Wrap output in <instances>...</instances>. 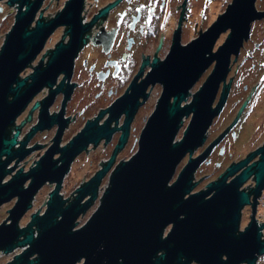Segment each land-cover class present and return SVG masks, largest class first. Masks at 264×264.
I'll use <instances>...</instances> for the list:
<instances>
[{"label":"water","instance_id":"water-1","mask_svg":"<svg viewBox=\"0 0 264 264\" xmlns=\"http://www.w3.org/2000/svg\"><path fill=\"white\" fill-rule=\"evenodd\" d=\"M41 1L8 0L10 5L17 3V11L0 47V206L15 198L0 223V250L6 254L19 249L3 264H189L191 260L201 264H237L246 260L254 264L257 254L264 252L260 232L251 226L239 233L237 230L240 210L249 202L250 193L242 188L243 184L253 177L254 206L264 188V143L253 146L249 154L241 156L248 154L246 157L230 164L217 180L197 188L193 173L220 138L198 157H192V153L205 141L206 130L226 101L228 86L224 83L213 106L229 73L232 54L238 53L248 36L249 24L258 16L255 0H234L206 31L186 45L176 39L163 60H153L144 81L136 84L133 80L123 95L94 119L87 120L82 129L77 128L68 143L61 139L68 120L63 114L70 89L58 114H50L48 107L64 80L71 76L83 30L79 23L82 0H68L54 18L38 19L29 28ZM62 24L69 25L70 41L56 44L46 65L37 60L35 64L39 63L22 75L43 49L49 34ZM228 27L231 31L227 38L220 39L222 46L216 50L217 36ZM45 55L43 52L44 60ZM213 63L208 76L190 94ZM60 72L65 73L64 77L53 88ZM156 82L161 83L162 89L138 134L136 150L114 166L99 204L86 220L78 223L81 214L98 198L103 177L128 139L129 124L141 104L139 97L144 101L146 88ZM44 86L52 88L50 95L32 103L27 119H18ZM42 95L36 98L39 100ZM37 108V122L19 140L20 127L25 120H31ZM107 112L109 115L99 123ZM123 112L125 118L119 125ZM189 116L182 136L177 137ZM16 122L19 125L10 134L9 127ZM55 123L58 129L44 152L38 144L42 139H35L29 144L33 146L26 147L36 132ZM118 130L119 140L111 155L100 156L101 167L91 176H82L77 188H71L72 194L61 191L73 158L91 144L97 146L102 140L108 143ZM37 148L38 155L43 153L31 166L25 169V164L19 165ZM187 154L186 164L176 174ZM230 176L233 177L227 182ZM47 183L53 188L46 207L41 202L42 208L32 210L29 219L21 220L36 192ZM222 254L227 259L220 263Z\"/></svg>","mask_w":264,"mask_h":264},{"label":"flooded vegetation","instance_id":"flooded-vegetation-1","mask_svg":"<svg viewBox=\"0 0 264 264\" xmlns=\"http://www.w3.org/2000/svg\"><path fill=\"white\" fill-rule=\"evenodd\" d=\"M67 1L68 0H42L40 7L36 14H34V19L29 25V28L34 27L38 19L48 21L54 18L65 7ZM233 1L234 0H82L79 23L83 30L81 32L80 45L73 59L71 76L69 79L66 78L64 80L63 86L54 95L53 102L48 107L50 114H58L63 107L66 91L70 89L69 96L64 103L63 117L68 120L62 133V139L66 131L70 129L73 124H79V126L82 127L87 120L94 119L101 110L110 106V104L126 92L133 80H135L136 84L144 81L149 71L152 69L153 60L157 59L156 63L163 60L176 39L180 45H186L206 31L213 21L217 20L220 15H223L227 11ZM0 3H2V5H0L1 11L4 9L5 5L14 7L11 11L13 12L11 28L15 20L14 15L17 11V3L10 5L8 4V0H0ZM253 4L255 13L258 14V16L249 24L248 36L243 39L238 53L232 54L231 56L229 73L226 80L219 88L213 106H215L219 99L224 83L228 86V94L227 98H225L226 101L222 109H220L221 111L213 119L208 130H206L205 141L203 144L196 147L192 153V157H198L206 152V149L214 141L220 138L210 147L209 151H207V156L200 162L195 173H193V181L196 185L210 176V174L205 173L203 177L196 181L197 172L199 169H202V167L214 166L218 170H222L221 172L217 171L215 178L210 177L206 180L207 182L214 181L220 177L230 164L242 160L249 154L238 158V160L237 158H231L233 151H231L229 147L232 146V144L239 145L238 139L241 130L243 129L242 131L244 132V130L247 129V121L249 122L251 113L254 111V108L256 109V104L260 102V96L263 95L264 98V0H255ZM7 10L9 12V9ZM46 12L47 14H45ZM68 27L69 25L67 24L59 25L49 34L40 52L42 55V51L45 50L44 55L46 54L45 56H47L46 60L42 58L39 60V62H43V65H46L49 55L57 46L56 44L60 42L65 44L70 41L71 34L67 32ZM61 30L60 37L55 40L52 47H48V44L53 41L57 32ZM228 31H231L230 27L221 31L219 36H217V40L224 32ZM185 37L190 38V40L183 43ZM220 46L222 45H218L216 50ZM40 53L38 55H40ZM64 74V72H60L57 75L55 84L52 86L53 88L59 86ZM68 84H70L71 87L67 86ZM160 85L161 83L159 82H156L154 85L150 83L146 88V99L143 101V97H139L141 104L137 107L134 117L129 124V135L125 145L131 140L132 133L136 129V121L141 109L146 105V102H148L152 91ZM51 89V87L44 86L37 94H43L38 101L49 96ZM250 104L253 105L252 109L249 111L248 115H246L247 117L243 118L242 116L248 110ZM240 108H242V110ZM25 110L28 111L25 116V119H27L30 111L29 105ZM35 110H37L38 118L39 108ZM34 111L32 112V118L35 117ZM107 116L108 112L99 120V123H102ZM141 117L144 119L145 114L143 116L141 114ZM37 118L36 122L38 120ZM124 118L125 113L123 112L119 117V125L124 121ZM16 125L19 124L16 122L9 127L8 131L10 134L15 131ZM22 126L19 129V140L24 139L30 131L28 129L27 132L22 135ZM57 129L58 123H55L51 128L36 132L33 137H36L39 132L45 131L44 133H48V135L51 133L53 138ZM120 132L121 131L118 130L111 135L112 141L116 137L112 145V151L118 143V135H120ZM52 138H50L51 141L47 145L38 142V144L41 145L39 149L43 148L44 152L45 149L52 144ZM31 139L29 140L31 141ZM29 142L26 147L34 145H29ZM104 144L107 143L104 142ZM60 145L63 144L60 143ZM125 145L123 146L125 147ZM187 156L189 157L188 154ZM229 157V161L225 163L224 161ZM232 177L233 176L228 177L227 182L230 181ZM207 182L204 183L205 186ZM254 184L255 181L253 177H250L242 186V188L246 189L250 194L249 202L244 204L240 210L237 233L249 226L254 229L258 228L260 240L264 242V188L256 198V205L254 206V192H252ZM169 228L168 226L166 231H168ZM226 259V254H222L220 263H222V260ZM189 264L201 263L191 260ZM237 264H250V262L245 260ZM254 264H264V252L257 254Z\"/></svg>","mask_w":264,"mask_h":264},{"label":"rangeland","instance_id":"rangeland-1","mask_svg":"<svg viewBox=\"0 0 264 264\" xmlns=\"http://www.w3.org/2000/svg\"><path fill=\"white\" fill-rule=\"evenodd\" d=\"M0 5H2V3H0ZM14 7L12 6H7L5 5L4 9L1 11L0 9V47L2 44V41L4 40V36L7 33V30H9L11 24H12V20H13V12H11L13 10ZM9 9V12L8 10ZM48 12V11H47ZM47 12L45 14H47ZM61 31H58L56 36L54 37L53 41L48 44V47L53 46V43L55 42L56 39H58L60 37ZM228 36V32H224L222 34V36L216 41L214 48H216L219 44H220V39H225ZM186 41H189V38L185 37ZM45 50L42 51V54ZM42 58V55L40 53V55H38L34 61L32 62V64L30 66H27V68L22 72V75H25L27 72L31 71L33 66L35 65V62L37 60H40ZM47 59V56H46ZM214 66V63L211 64L208 68H206V70L201 74L200 78L197 80V82L194 84V86L190 89V94L194 93L195 87L197 85H199L202 81L205 80V78L208 76V74L210 73V71L212 70V67ZM162 89V85H160L159 87H156L153 91L152 94L150 96V98L148 99V102H146V105L141 109V112L138 115L137 121H136V129L134 130V132L132 133L131 136V140L125 145V147H123L121 149V151L118 152L116 159H115V163L113 164V167L110 169V171L105 175V177H103L101 183H100V187L99 189V195L98 198L92 203V205L87 209L86 212H84L83 214H81V216L78 218V223L84 221L87 219L88 216L91 215V213L94 211V207L97 206L99 204L100 198L104 192V188L107 187L108 185V181L110 177V174L112 172V170L114 169V166H116V164L118 163V161H121L123 159L129 158L131 156V151L136 150V144H138V138L142 128L144 127V123L145 120L147 118V115H150L152 113V111L154 110V106L156 103V100L160 94V91ZM42 95V94H40ZM37 95V96H40ZM37 96L34 97V99L31 101V103L29 104V107H32V103H34L36 100L38 101V98H36ZM191 98V95L188 96V99ZM261 100L260 102H258L256 104V109L254 108V111L251 113V116L249 118V122L247 121V129L244 130V132L241 130L240 132V136H239V141L238 144L239 145H233L229 147V149H231V151H233V155L231 158H239L242 155L248 153L250 151V149L253 146L256 145H261L264 143V98L263 95L260 96ZM187 99V100H188ZM252 104H250V106L248 107V110L243 114V118H246L249 113V111L252 109ZM151 110V111H150ZM27 110H25L19 117L20 118H25L26 114H27ZM145 114L144 119H142L141 117ZM109 115V114H108ZM34 118H32L30 121H25L22 125L23 129H22V135L26 133V129H31L32 127V123L36 122V118H37V110L34 111ZM190 120V116L186 117L184 119L183 125L180 128L179 132H177V137L182 136L183 133V129L185 128V126L188 124V121ZM246 120V119H244ZM77 128L82 129V127L79 126V124H73L72 127H70V129H68L65 133V135L63 136L62 141H67L71 135L76 134L77 133ZM43 132H39V134L36 137H33L31 139V141L29 143H33V141L35 139H42L41 144L47 145L48 143H50L52 138V134L48 133H44ZM116 139V137H115ZM114 139V140H115ZM114 140H110L107 144H104V141H101L97 146H93L91 144V146L88 148V150L81 152L79 155H77L75 158H73V162L70 166V170L67 173V175L65 176V178L63 179V186H62V190L65 193H70L72 194V189H76L77 188V182L82 181V176H91L95 173V171H97L100 167H101V157L104 155H108L111 150H112V145ZM231 144V143H229ZM38 155V149L34 150L33 152H31L23 161L20 162L19 165L25 164V169H27L29 166H31L33 164V160L36 159ZM101 156V157H100ZM230 157L225 160L224 162L227 163V161H229ZM188 160V156L186 155L182 161L179 163L178 167H177V172L180 171V169L186 164ZM223 169V168H222ZM217 171L221 172L222 170H218L217 168H215L214 166H207V167H202V169H199L197 172V180H199L201 177H203L205 175V173L210 174V177H216L217 175ZM218 172V173H219ZM10 175L7 176V178H9ZM207 178V179H208ZM206 179V180H207ZM196 180V181H197ZM203 180L199 183H197V185L195 186V188L200 187V186H204L207 181ZM53 188V184L47 183L44 184L35 194L33 200H32V205L30 207V209L24 214V216L22 217L21 220H26L30 218V215L32 214V210L34 209H39L42 208V203L43 202V207H46V200L49 196L50 190ZM72 188V189H71ZM70 200V199H68ZM67 200V201H68ZM15 202V198H13L12 200H10L9 202H5L0 206V223L2 219H5L8 215V209L12 206V203ZM19 249H16L15 251H13V253H4L0 251V264L5 263L7 261H9V257L13 256L15 253L18 252Z\"/></svg>","mask_w":264,"mask_h":264},{"label":"built area","instance_id":"built-area-1","mask_svg":"<svg viewBox=\"0 0 264 264\" xmlns=\"http://www.w3.org/2000/svg\"><path fill=\"white\" fill-rule=\"evenodd\" d=\"M1 251V250H0ZM1 252H3V251H1Z\"/></svg>","mask_w":264,"mask_h":264}]
</instances>
